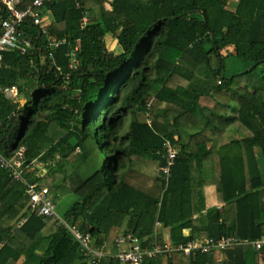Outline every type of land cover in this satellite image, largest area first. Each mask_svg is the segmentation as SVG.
Segmentation results:
<instances>
[{
    "label": "trees",
    "instance_id": "16d2710c",
    "mask_svg": "<svg viewBox=\"0 0 264 264\" xmlns=\"http://www.w3.org/2000/svg\"><path fill=\"white\" fill-rule=\"evenodd\" d=\"M44 12L49 32L68 41L56 50L52 69L44 53L4 52L0 87L25 91L32 82L34 93L18 108L0 89V152L10 156L26 144L29 160L47 169L40 177L28 173L30 181L50 187L56 202L63 194L79 196L62 217L105 251H117L115 238L127 228L145 245L166 232L173 243L259 237L264 0H53ZM22 28L43 44L38 27ZM108 35L117 40L116 49L109 50ZM76 45L80 65L70 69ZM230 55L243 60L245 70L227 76ZM231 132L234 138L221 143ZM165 138L178 150L167 184L157 172L166 160ZM103 154L99 167L83 170ZM209 185L220 206H207ZM27 202L25 183L0 169V264H17L29 252L25 264H94L50 217L34 213L17 226ZM258 255L251 246H234L161 255L144 264H264ZM97 264L124 263L105 255Z\"/></svg>",
    "mask_w": 264,
    "mask_h": 264
},
{
    "label": "built area",
    "instance_id": "2783aa9c",
    "mask_svg": "<svg viewBox=\"0 0 264 264\" xmlns=\"http://www.w3.org/2000/svg\"><path fill=\"white\" fill-rule=\"evenodd\" d=\"M50 1L53 0H31L30 3L25 5V0H0V69L3 66V54L7 50H16L20 54L31 55L38 54V52L44 53L49 69L54 67L56 50L68 39L49 32L50 20L44 12V7ZM77 7H81L79 1H77ZM88 20L89 16L86 14L81 20V25H86ZM23 26L38 27L40 36L43 37V44L38 45L35 42V37L24 30ZM78 53L79 46L76 45L70 53V69H77L80 65ZM58 69L60 70L59 67ZM218 82L221 83L220 80ZM0 89L7 99L18 104V108L25 104H20V95L23 91H20L18 86H4ZM163 145L166 160L157 172L167 184L175 165L178 150L169 138H165ZM27 150L26 144H20L10 156L0 152V169L8 170L16 181H22L26 185V195L28 196L25 208L26 215L17 221V226H21L28 216L34 213L50 217L52 221L64 226L80 243L82 253L90 259L91 263L97 264L101 257L105 255H114L124 264H144L145 260L161 255L184 254L189 256L196 252L210 253L217 249L223 250L234 246H251L258 252L259 259H264V232L254 239H245L235 235L198 236L180 243H173L170 235L164 233L162 239H154L151 243L145 245L143 239L127 228L119 232L115 238L117 251L112 249L105 251L95 247L90 233L83 232L77 225L70 224L58 213L55 194L50 187L40 186L39 182L29 180L28 173L40 177L44 169L41 167L43 165L42 161L38 159L29 160ZM79 151L80 148H77L75 153ZM156 225L159 229L160 223L157 222ZM184 233L188 236L190 230L184 229ZM3 244V242H0V249Z\"/></svg>",
    "mask_w": 264,
    "mask_h": 264
},
{
    "label": "rangeland",
    "instance_id": "374dc122",
    "mask_svg": "<svg viewBox=\"0 0 264 264\" xmlns=\"http://www.w3.org/2000/svg\"><path fill=\"white\" fill-rule=\"evenodd\" d=\"M233 2H237L238 0H232ZM106 7L108 6V3L105 4ZM229 7H234V4L230 3ZM113 41L115 42V39L112 36L107 37V46L108 47H113L112 43ZM245 62L235 56L230 55L228 58H226L225 60V74L227 76L231 75L232 73L235 72H240L242 70H245ZM25 91H23L20 95V104H23L27 101H29L34 93V87H33V83L32 82H26L25 84ZM131 119L130 116L127 117L126 122H125V129H129V125H130ZM106 155L103 154V156L99 159L97 155L92 157V165L91 166H84L83 170H90L89 172H91L92 170H95L96 167H99L102 162L106 159ZM45 182V181H44ZM78 195H76L74 192L72 193H68V194H63L61 195L58 199H57V211L58 213L63 216L64 213L68 210V208L76 201L78 200ZM115 234H113V238H114ZM40 236H37L36 241H35V245L37 244V242L39 241ZM34 245V246H35ZM33 246V248H34ZM33 248L31 249V251L33 250ZM221 250H214V252L218 253ZM28 257L30 255V252L27 253ZM26 254V255H27ZM27 257H22L19 262L17 264H25V262L28 260ZM263 260H260V263H263Z\"/></svg>",
    "mask_w": 264,
    "mask_h": 264
},
{
    "label": "crops",
    "instance_id": "0c3cea01",
    "mask_svg": "<svg viewBox=\"0 0 264 264\" xmlns=\"http://www.w3.org/2000/svg\"><path fill=\"white\" fill-rule=\"evenodd\" d=\"M112 46L113 47H109V50H113V49L117 48V40L116 39H115V42L113 41ZM233 138H234V133L233 132L228 133L222 138L221 143L224 144V143L230 142ZM42 164L43 165L41 167L44 169V172H43L42 175H44L47 172V169L45 168V163L42 162ZM205 192H206V204H207V206H214V205L220 206V204H218L217 200H216V188H215L214 185L207 186L205 188ZM122 230L123 229H121L120 232ZM166 234H167V232H166ZM108 249H110V248H108ZM23 257H27L28 258V254L23 256ZM259 261H260V259H259Z\"/></svg>",
    "mask_w": 264,
    "mask_h": 264
},
{
    "label": "water",
    "instance_id": "95a60500",
    "mask_svg": "<svg viewBox=\"0 0 264 264\" xmlns=\"http://www.w3.org/2000/svg\"><path fill=\"white\" fill-rule=\"evenodd\" d=\"M70 142H71V144H72L73 146H76L77 143H78L77 137H76V136L71 137ZM259 257H260V256H259ZM263 258H264V257H263ZM261 260H262V259H261ZM263 261H264V259H263Z\"/></svg>",
    "mask_w": 264,
    "mask_h": 264
}]
</instances>
